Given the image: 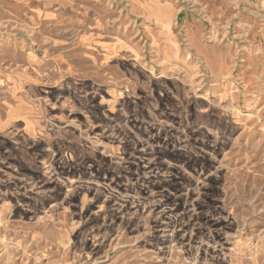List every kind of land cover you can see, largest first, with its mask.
Returning <instances> with one entry per match:
<instances>
[{
    "label": "rangeland",
    "instance_id": "obj_1",
    "mask_svg": "<svg viewBox=\"0 0 264 264\" xmlns=\"http://www.w3.org/2000/svg\"><path fill=\"white\" fill-rule=\"evenodd\" d=\"M0 264H264V0H0Z\"/></svg>",
    "mask_w": 264,
    "mask_h": 264
}]
</instances>
